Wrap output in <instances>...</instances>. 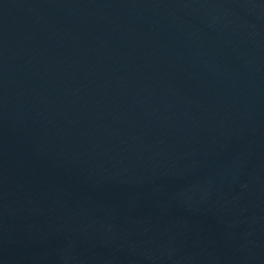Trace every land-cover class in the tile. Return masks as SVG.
I'll list each match as a JSON object with an SVG mask.
<instances>
[{
	"label": "water",
	"instance_id": "obj_1",
	"mask_svg": "<svg viewBox=\"0 0 264 264\" xmlns=\"http://www.w3.org/2000/svg\"><path fill=\"white\" fill-rule=\"evenodd\" d=\"M0 264H264V0H0Z\"/></svg>",
	"mask_w": 264,
	"mask_h": 264
}]
</instances>
